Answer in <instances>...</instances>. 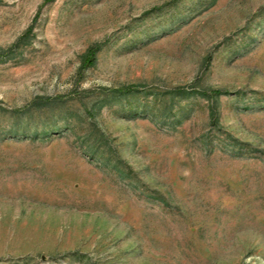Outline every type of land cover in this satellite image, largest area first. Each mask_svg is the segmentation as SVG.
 I'll use <instances>...</instances> for the list:
<instances>
[{"label":"rangeland","instance_id":"rangeland-1","mask_svg":"<svg viewBox=\"0 0 264 264\" xmlns=\"http://www.w3.org/2000/svg\"><path fill=\"white\" fill-rule=\"evenodd\" d=\"M0 264H264V0H0Z\"/></svg>","mask_w":264,"mask_h":264},{"label":"trees","instance_id":"trees-1","mask_svg":"<svg viewBox=\"0 0 264 264\" xmlns=\"http://www.w3.org/2000/svg\"><path fill=\"white\" fill-rule=\"evenodd\" d=\"M90 54H91V56L94 59V57L96 56L95 50L91 49L89 51L88 55H90ZM88 55L86 57H88ZM228 94L229 93H227V92H221V91L213 92L211 95L209 93H205V92L201 93L202 96H204L205 98H209L210 100L213 101V103L211 104V109H210V117H211L212 121L215 122V123H218V118H217V113H216V110H215V106H214L215 103L214 102L218 103L222 96H227ZM182 96H190V94L182 93ZM12 134H17V132L14 131ZM104 139H105V137L103 136L101 138V140H104Z\"/></svg>","mask_w":264,"mask_h":264}]
</instances>
